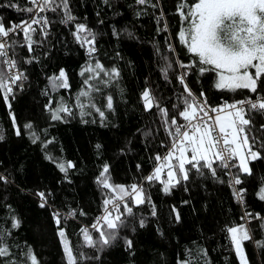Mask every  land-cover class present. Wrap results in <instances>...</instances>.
Listing matches in <instances>:
<instances>
[{
    "label": "trees",
    "instance_id": "16d2710c",
    "mask_svg": "<svg viewBox=\"0 0 264 264\" xmlns=\"http://www.w3.org/2000/svg\"><path fill=\"white\" fill-rule=\"evenodd\" d=\"M179 3L180 0H151L157 5L152 7L137 4L136 0H108L107 4L104 0H69L76 21L61 24L63 12H45L50 21L49 35L45 38L41 26L37 27L33 39L38 43L32 52L27 49L24 35L10 36V44L18 42L10 49L11 54L27 79L21 88H13L7 102L0 94V175L8 180L0 181V234L10 253L0 258V264L6 260L31 264L25 255L29 248L38 264H67L58 235L60 228L65 231L78 264H178L181 260H190L191 264H239L227 228L241 224L251 236L243 241L247 264H264V246H257V242H264V200L258 197L264 187V159L250 161L251 175L240 174L239 189L244 191L239 204L222 168L217 169V179L207 169L203 177L193 170L189 181L181 182L169 194L162 191L159 181L149 183L144 179L156 166L155 156H163L171 141L157 108L145 111L141 99L145 89L169 110V118L174 114L178 117L173 105L183 108L186 93L178 77L185 72L189 88L198 97L203 91L211 106L256 99V94L246 89L235 93L216 90L214 72L201 76L197 68H181L175 63L177 58L185 64L193 59L176 38L180 28V16L176 14ZM29 7V0H0V23L8 28L24 20ZM161 12L164 20L158 24ZM165 22L168 32H158ZM75 23H83L95 33V59L108 69L116 67L120 73L108 85L90 82L101 89L92 96L105 113L103 119L92 108H86L89 114L81 117L75 106L77 93L85 87L80 72L89 62L86 48L72 35ZM166 37H171L175 52L168 51ZM162 56L173 62L167 79L161 71L165 66ZM26 59L32 62L26 63ZM61 68L68 76L70 88L53 92L48 78L58 75ZM101 78L108 79L103 74ZM46 90L48 95L44 94ZM260 94L264 95V90ZM109 95L113 97L112 110L106 107ZM61 97L73 107V115L61 113L64 118L53 121L45 105L50 98L58 102ZM52 106L55 108L56 103ZM251 120L249 135L258 137L253 150L264 156L259 143L264 141V115L253 112ZM178 122L183 123L179 117ZM29 123L32 128H25ZM32 133L39 137L35 144ZM49 155L65 164L71 161L75 167L62 173L55 162L46 159ZM105 164L113 185H141L151 203L133 206L134 214L127 217V226L119 230V238L110 247L97 251L85 246L80 230L89 228L94 238L99 235L91 225L100 215L104 198L112 195L97 183ZM161 179L166 181L164 173ZM38 192L45 194V207H40ZM70 212L75 215L69 216ZM54 213H59V226ZM246 213L251 216L246 217ZM257 215L261 219L254 218ZM141 218L145 220L143 228ZM13 219L19 221L18 228L12 227ZM125 239L132 241L131 249H127ZM81 253L93 259H81ZM97 256L99 259H95Z\"/></svg>",
    "mask_w": 264,
    "mask_h": 264
},
{
    "label": "snow or ice",
    "instance_id": "6c2138e0",
    "mask_svg": "<svg viewBox=\"0 0 264 264\" xmlns=\"http://www.w3.org/2000/svg\"><path fill=\"white\" fill-rule=\"evenodd\" d=\"M31 7L26 11L34 13L30 21L20 24H13L6 28L0 23V94L3 95L5 102L10 95H13L14 86L22 87L23 81L27 79L23 72L18 70V62L14 55H9V49H14L17 41L9 43L10 33L19 29L23 32L24 41L29 52L33 51V45L38 41L33 39V34L37 32L33 25H40V31L45 38L49 35L47 29L50 24L46 16L40 13L52 12L59 14L63 12L60 23L65 25L73 24L76 17L72 14L69 0H29ZM107 4L108 0H104ZM137 4H151V0H136ZM14 6V5H13ZM156 7V4H151ZM176 14L180 16V28L176 33L179 44L186 48L187 53L193 59L185 64L179 58L175 61L181 68H197L199 74L215 73L214 88L216 90H226L235 93L237 90L246 89L256 94V99L246 98L234 100L229 103L223 102L217 106L208 104L205 93L202 91L199 97L193 93L186 83L187 72L182 73L178 79L184 87L183 108L180 105H173L178 112V117L183 123L178 122L177 115L169 118V110L161 107L159 101L154 97L149 89L142 92L145 111H150L153 107L157 108L162 117L164 129L167 132L171 145L163 155L155 156L156 166L153 171L144 179L151 183L159 181L162 184V191L169 194L171 189L181 182H187L190 174L195 170L197 176H205L207 169L213 179H217V169L222 168L227 174L231 175L229 186L233 188V195L237 200L243 201V189L237 190L236 185H240L242 180L240 174H252L249 167L250 161L264 159L260 151L253 150L258 142V137L250 136L252 124L251 114L253 112L264 115V0H180L177 5ZM164 20V14L157 17V23ZM158 32H168V24L164 23ZM75 41L83 48L89 57L80 72L84 77L81 90L75 97V106L80 109L81 117L88 115L86 108L95 109L103 119L105 113L96 106L93 92H100L101 89L90 83L97 81L108 85L119 77L120 73L116 67L106 68L98 59H95L96 35L83 23H75V30L72 32ZM171 37H166L168 51L175 52L176 48L170 42ZM24 46V45H21ZM159 51V50H158ZM165 61V66L161 69L165 79L168 78V70L173 67V62L168 56L161 57ZM26 63H31V59H26ZM87 74V75H86ZM108 77L107 80L101 78ZM49 85L53 92L59 89H69L68 76L63 68L58 75L49 77ZM48 95L47 90L44 92ZM83 98V99H82ZM53 103L56 107L53 108ZM10 107V105H9ZM106 107L113 108V97H107ZM46 110L51 114L53 121L62 120L61 113L73 115V107L68 105L63 97L56 102L50 98L45 105ZM15 123V119L13 118ZM25 128L31 129L32 125L25 124ZM264 130V125H261ZM20 135L19 130L16 132ZM151 133H146L150 135ZM3 137H0L2 139ZM39 137L32 133V143H37ZM47 143H52L48 141ZM261 148H264V141H259ZM47 147V144L44 145ZM100 146L97 145V148ZM55 162L56 167L62 172L67 173L68 169L75 165L69 161H57L52 156H46ZM139 168V165L137 166ZM238 169L237 173H232V169ZM167 170V180L161 179V174ZM109 166L105 164L103 170L97 177V183L103 189H108L113 195L106 196L103 200V215L97 217L96 222L91 225V229L97 232L98 237L94 238L89 228H82L85 246L103 251L110 247L119 238V230L127 226V217L132 216L133 206L151 203L150 197L145 193L144 188L136 183L130 186L113 185L110 180ZM0 181L8 182L7 177L0 175ZM222 182V181H221ZM37 195L41 199L40 207L46 206V198L43 192ZM127 197V199H126ZM260 200H264V187L258 192ZM131 202V205H130ZM123 209V211H121ZM80 215L85 213L80 212ZM75 212H70L69 216H74ZM152 215L155 216V206L153 205ZM56 224L59 226L61 221L59 213L53 214ZM251 216L250 213L245 214ZM261 219L258 215L254 217ZM179 221V215L176 217ZM140 227L145 226L143 218L139 221ZM13 228L19 227V221L13 219ZM264 227V224L261 225ZM232 246L236 255L240 259V264H247L244 256L243 241L251 239L249 230L244 224L227 228ZM58 235L63 245V252L67 264H78V258L74 255L70 247L68 238L63 228H60ZM127 249L132 248V241L125 239ZM257 246H264V242H257ZM10 255L7 245L4 243L3 234H0V258ZM31 264H38L37 257L29 248L25 254ZM81 259H93L81 253ZM99 259V257H95ZM5 264H17L14 260H6ZM178 264H191L190 260L178 261Z\"/></svg>",
    "mask_w": 264,
    "mask_h": 264
},
{
    "label": "built area",
    "instance_id": "2783aa9c",
    "mask_svg": "<svg viewBox=\"0 0 264 264\" xmlns=\"http://www.w3.org/2000/svg\"><path fill=\"white\" fill-rule=\"evenodd\" d=\"M31 5V4H30ZM32 6V5H31ZM40 16H45V13H40L39 14ZM34 17V13H29V15L24 19V20H22V21H20V22H18V23H16V24H20V23H22V22H24V21H30L32 18ZM37 27H40V25H33V28H37ZM13 34H21V35H23V32L22 31H20L19 29H17V31L16 32H14V33H10V36H12ZM0 39H4V38H0ZM7 39H9V38H7ZM9 55L10 56H13L12 54H11V51H10V49H9ZM15 59V58H14ZM19 70V69H18ZM16 89H19V88H21V87H17V86H14ZM243 100V99H242ZM223 102H221L220 104H222ZM219 104V105H220ZM170 145H171V141H170ZM170 145H169V147H170ZM168 151V148L166 149V152ZM223 170V172H224V176H225V179H226V182H227V185L229 186V182H230V180H231V175L230 174H227L226 172H225V170L224 169H222ZM235 168L234 169H232V173H235ZM230 187V186H229ZM231 188V190H232V192H233V188L232 187H230ZM235 188L237 189V190H239V185H236L235 186ZM233 197H234V200L236 201V203L237 204H239V203H241L240 202V200H237V198L233 195ZM101 215H103V208L101 209V212H100V215L99 216H101ZM98 216V217H99Z\"/></svg>",
    "mask_w": 264,
    "mask_h": 264
},
{
    "label": "rangeland",
    "instance_id": "374dc122",
    "mask_svg": "<svg viewBox=\"0 0 264 264\" xmlns=\"http://www.w3.org/2000/svg\"><path fill=\"white\" fill-rule=\"evenodd\" d=\"M163 173H164L165 179L167 180V170H165ZM112 195H113V194H112ZM230 240H231V239H230ZM233 251H234V254H235V256H236V259H237L238 263L240 264V259H239V257L236 255V252H235L234 247H233Z\"/></svg>",
    "mask_w": 264,
    "mask_h": 264
}]
</instances>
